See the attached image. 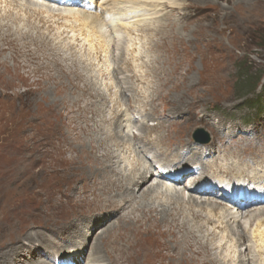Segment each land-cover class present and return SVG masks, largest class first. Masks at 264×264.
<instances>
[{
	"label": "rangeland",
	"instance_id": "rangeland-1",
	"mask_svg": "<svg viewBox=\"0 0 264 264\" xmlns=\"http://www.w3.org/2000/svg\"><path fill=\"white\" fill-rule=\"evenodd\" d=\"M2 1L0 9L4 10L6 2L11 0ZM179 1H186L187 5L192 7L191 19L184 23V26L172 27L168 34L162 28L161 42L157 38L160 42L157 45L161 44L160 50L156 51L160 57L158 63L162 60L163 63L172 65L176 71H172L170 77L158 78L144 85L140 89L142 91L134 93L135 97L141 98L140 104L154 111L156 116H165L173 110L182 112V115L189 111V116L174 129L176 131L180 128L182 135L178 139L187 138L184 145L190 144L189 141L197 130H202L210 137V144L204 145L203 152L214 154L219 149V154L223 156L233 153L236 148L245 151L251 148L252 144L258 148L264 146V91L262 92L261 88L251 92L242 91L249 87L252 80L256 82L263 78L264 83V0ZM25 3L26 0L19 3L23 5V10ZM43 3L51 5L56 16L42 18L46 26L41 28V36L37 35L36 31L33 32L36 38L24 39L19 34L11 38L4 30L5 35L0 33V256L9 253L2 261L7 260L8 264H27L22 259H16V255L20 252L24 256L33 244H47V247L54 249L51 236L47 239L45 234L48 232L44 231L47 228L61 229L72 222L77 225V229L71 228L70 233L59 230V234L68 240L79 238L82 264L89 262L90 249L95 242L99 243L106 264H114L115 259L120 258L117 248H124L127 254L133 246L135 249L132 253L143 248L149 250L155 264H173L175 256L171 255L175 245L179 246L177 241L182 236L168 233V228L159 224V212H146V217L142 216L140 211V206L150 208L161 201V206L168 208L166 200L158 199L152 202V199L143 200L138 197L141 202L133 205V208L128 210L127 206H120L121 214L114 218L113 222L116 223L109 235L104 234L105 236L101 235L104 231L100 232L103 226L87 239L85 235L88 231L81 227L83 224L80 226V222H73L78 218L74 217V213L87 209L88 213L91 209L96 208L98 211L100 208V205L82 194V188H92L91 184H95L93 181L99 176L95 173L101 163V150L95 147L101 139L99 134L93 133L83 117L85 118L86 109H90L88 113H98L96 104L93 110L91 109L93 97L101 99L103 95L98 91L89 90L91 92L79 98V92L84 91L79 85H84L81 82L85 76L93 88L96 87L104 94H109L108 89H113L112 96H107L108 99H118L121 104L127 102L131 94L122 91L116 80L122 77L116 74L121 65L119 56L124 50L125 58L131 61L134 70L142 72L140 67L150 61L149 57L143 58L145 53L141 55L147 37L141 33L140 28L131 27H128L129 31L118 29L117 33L107 28L99 29L97 34L84 31L72 18L65 17V14L60 16L59 12L63 11L61 7ZM23 10H18L17 14L25 18L27 12ZM31 20L42 25L39 17ZM149 22L152 23H145ZM164 23H168L166 18L162 21V24ZM173 60L179 61V65L173 64ZM246 74L247 77L242 78ZM147 91L155 92L154 100L149 104L142 100L147 102L150 95ZM251 100L259 103L254 106ZM184 117H179L177 121ZM175 118L177 117L175 116L174 120ZM162 122L154 129L165 127V122ZM148 124L152 125L153 121L150 120ZM148 129L145 136L149 138ZM137 132L130 123L124 128L125 134ZM153 136L158 138L156 142L161 144V138L156 132ZM222 136L224 137L221 138ZM169 137L173 139L170 133ZM81 139L90 143L94 150L91 151L88 144L79 143L78 140ZM179 145L181 146L174 148L180 149L183 144ZM208 148L210 151H207ZM82 149H86L84 154ZM123 159L120 160L121 163H126L127 157L124 156ZM120 166L119 163L117 167ZM94 175L97 178H94ZM183 178L184 185L182 183L179 187L182 192L191 182V179L184 176ZM150 179L153 180L154 176ZM152 180L151 183L156 182ZM115 183V187L120 188L118 183ZM204 187L210 186L204 183ZM185 193L187 198L191 195L187 190ZM194 197L200 202H208V205H216L221 210L229 204L233 209V204L219 201V196L198 194ZM261 208L264 206H254L249 212ZM206 215L204 213V216ZM245 221L248 222L249 219H244V224L247 223ZM219 230L221 233L216 230L217 238L213 242L207 241L210 252H204L203 255L193 254V260H182L178 264H210L211 259L216 257L223 262L226 259V264H236L233 255L228 257L223 250H230L227 239L235 241L231 238V231L238 232L239 228L230 225L229 228ZM204 232L198 231L196 236L209 237L208 233ZM33 234L44 236V240L37 237L31 242L28 237ZM203 241L201 240L202 244H206V241ZM233 245L236 247V242H233ZM56 248L61 250L60 247ZM239 249L244 251L245 247ZM15 253L16 257H10ZM69 254L68 251L64 256ZM52 256L50 252L43 256L46 263L52 262ZM127 256L123 255L125 262L122 264H130V258Z\"/></svg>",
	"mask_w": 264,
	"mask_h": 264
},
{
	"label": "bare ground",
	"instance_id": "bare-ground-1",
	"mask_svg": "<svg viewBox=\"0 0 264 264\" xmlns=\"http://www.w3.org/2000/svg\"><path fill=\"white\" fill-rule=\"evenodd\" d=\"M43 2L52 5H61L60 7L63 11H60L61 13L59 12L60 16L65 14V17L72 18V21L79 23L78 26L84 31L88 30V32L91 31V33L97 34L99 29L103 28L104 30L107 28L110 29L111 32L117 33L121 28L129 31L128 27H131L140 28L141 33L145 34L147 37L146 40H144L141 55L145 53L146 55L143 56V58L149 57L150 61L148 63L145 62L144 65L140 67V69H143L142 72L136 71V69L134 70L131 61L125 58L126 52L124 50H122L123 52L119 56L121 65L117 68L116 74L122 77L116 80L122 91L130 92L131 96L128 98L127 102L121 104L118 99H108L107 96L113 93V89H108L109 94H104L96 87L93 88L88 82V78L85 76L83 82H81L84 85H79V88L82 87L84 89L83 92H79V98H82L81 96L83 94L91 92L89 90L94 92L98 91L103 95L101 99L93 97L94 101L92 100L93 106L91 109L93 110L96 104L98 113L92 111L88 113L90 109L85 108L86 114L85 118L83 117L93 133L99 134L98 137L101 139V141L97 143L98 146H95L101 150V156H99L101 162L100 167L95 173L96 176L97 174L99 176L97 178L94 175V178H97V180H92L95 182V184H91L93 186L92 188H82V194L86 196L87 199L89 198L88 200L100 205V208L98 211L95 210L96 208L91 209L88 213V209L74 213V217L77 216L78 218L73 220V222H80L78 225L81 226V224H83L81 227L85 231H88L85 237L89 239L94 232L96 233V231L103 226L105 228L103 227V229L100 230V232L104 231L101 235L110 233L114 223H116L113 222L114 218L118 214H121L120 206H127L129 210L141 202L138 200V197L143 200L152 199V202L158 199L166 200L169 205V207L167 206L168 208L161 206V201L158 205H153L150 208L140 206V211L141 215L146 217L148 215H146V212H159V224L166 226L168 228V233H175L176 235L182 236L179 241H177L179 242V246L175 245L173 254H170L173 257L175 256L173 258V264H178L182 260H193V258H191L193 254L201 255L204 252H208L210 249L207 244L213 242L217 238L216 230L218 233H221L219 229L229 228L230 225L239 228V231H231V238L235 239V241L226 238L230 250L225 251V249L223 250L222 248L224 254L228 257H232L233 255V258L236 259V264H264V208L249 212L254 206H264V146L258 148L254 147L252 144L251 148L245 151L241 150V148H236L233 153L230 152L222 156L219 154V149L214 154L203 152L202 149L204 145L197 143L193 135L192 139L189 141L190 144L184 145V141L187 138L185 140L178 139V137L182 135L180 128L176 131L174 129L178 127L177 125L183 121L186 116H189V111L182 115V112L179 113L173 110L165 114V116L157 115L159 116V118H157L155 112L142 106L140 104L141 98L138 99L134 95L135 92L142 91L140 89L144 85L154 82L158 78L170 77L173 73L172 71H176L172 65H167L163 63L162 60L158 63L160 57L156 51L160 50L159 46L161 44L158 46L157 43H160L163 38L162 28H164L165 30L163 31H166L168 34V31L172 27L176 28L181 26L191 19L190 11L192 7L188 6L186 1L182 2L179 0H61L59 2H50L49 0H26L24 10L27 13L26 17L22 18L17 14V11L23 10V5L19 4L23 3V0H11L8 3L6 2L4 10L0 9V27L2 28L0 29V33L5 35L3 32L4 30L6 34H9L7 36H11V38H13L15 34H19L21 38L24 39L36 38L33 34V32L36 31L37 35L41 36V28L46 26L42 18H52L56 16L52 7H50L51 5H45ZM2 4L3 1L0 0V5ZM14 7H16V9H14ZM180 16L182 18L178 19ZM35 17L41 19L42 25H38L31 20V18ZM164 17L168 20L167 24H162L163 19H165ZM148 21H152V23L149 22V24H146L145 22ZM157 38L160 39V42ZM139 59L140 58H138V60ZM171 62L175 65H179V61L173 60ZM147 92L150 93L147 102L144 99L142 100L144 103L149 104V102L154 100L155 92ZM95 94L97 95V92ZM79 98L78 101H80ZM181 115L185 117L177 121L179 117H182ZM175 116L177 118L174 120ZM150 120L153 121L152 125L148 124ZM162 120L165 122V127L163 126L158 130L154 129ZM129 123L130 126L138 130L137 133L130 135L124 133V128H126ZM146 129H148L149 138L145 136ZM154 132L161 138V144L156 142L158 138L155 139L153 136ZM169 133L173 139L169 137ZM223 137L224 136L221 138ZM78 141L82 144H88L91 147V151L94 150L93 146L87 141L82 139ZM179 143L183 144L181 147L182 150L181 148L176 149L178 146H181ZM175 146L177 147L174 148ZM85 151L86 149H82V154H84ZM207 151H210V148H208ZM88 153H90V151ZM124 156L127 157V162L121 163ZM74 160H76V158ZM119 163L121 164L120 168L117 167ZM188 166H190L195 173L183 175L182 170H185ZM181 175L191 179L190 185L186 186L185 189L191 194L188 198L186 197L185 190H183V192L179 190V187L182 186V183L185 181ZM152 176H154L153 180L156 181L154 183L150 182ZM193 179H195V181ZM115 182L118 183L117 186H120V188L115 187ZM204 183L206 186L210 187L205 188ZM198 186L199 189H197ZM215 189L216 191L223 192L221 196L223 201L227 204H233V209L229 204V206L224 207V210H221L220 207L216 205H208V202H200L194 197V195L198 194L205 196L212 195V190ZM243 194L246 195L244 196V201H242L245 202V205L243 210H239V208H236V204L239 200L238 198H241ZM245 208H248V210L246 211ZM103 213L105 214L104 216L100 215ZM204 213L207 215L204 216ZM208 215H211V217H208ZM247 218L249 221H245V223H247L244 224L243 221ZM190 222H192V225H190ZM76 227L77 225L71 222L61 229L53 230L47 228L44 232H48L49 234H44L47 239L51 236V245L55 246L54 249L47 247V244H44V246L41 244V246H39L40 243H38L39 245L33 244L29 246V251H26L24 256L19 252L18 255L15 253L10 255V257L14 258L17 256L16 259H22L23 262L27 264H57V259L64 258V254L69 251L71 254L68 256L70 264H82V255H80L81 253L79 251L81 242L79 238L68 240L63 238V235L59 234L61 230L70 233L72 230L71 228L75 229ZM42 228L44 229V227ZM198 231L207 232L209 237H204L203 234L204 238L197 237L198 235L196 236V234ZM37 237L44 240V236L39 234L29 236L28 240L34 242ZM96 240L97 239H95V241ZM201 240L206 241V244H202ZM207 241L210 242L207 243ZM233 242H236V247L233 245ZM239 243H242L241 246H238ZM98 244L95 242L91 247L89 262L86 261V264H95L96 262L99 264H106V258L104 259L102 255L103 251H101ZM56 247H60L61 250H58ZM241 247H245V250H240L239 248ZM134 249L133 246L131 251ZM117 251L120 253L117 252L120 258L115 259L113 262L114 264H122L125 262L123 261L125 257H123L124 254L129 256L130 264H155L151 253L148 252L149 250L147 251L144 248L138 250L136 253L130 251L127 254V250L124 248H119V250L117 248ZM49 252L53 255L50 258L52 262L46 263L47 261L43 256L47 255ZM32 255H34V257ZM8 256L9 253L1 255L0 264H8L6 263L7 260L5 262L2 261L3 258L5 259ZM163 256L165 257V255ZM204 258L205 257H203V259ZM66 262L67 260L65 259L61 261V264H66ZM226 263H228L226 259L223 262L216 257L211 259L210 264Z\"/></svg>",
	"mask_w": 264,
	"mask_h": 264
},
{
	"label": "trees",
	"instance_id": "trees-1",
	"mask_svg": "<svg viewBox=\"0 0 264 264\" xmlns=\"http://www.w3.org/2000/svg\"><path fill=\"white\" fill-rule=\"evenodd\" d=\"M246 77H247V74L242 76V78H246ZM261 81H262V78H259L258 80H256V82H254V80H252L251 81L252 83L249 85V87H247L246 89H243L242 91H249V92L255 91L258 88V86L260 85ZM263 88H264V86H263ZM251 101H252L251 103H253L254 106L256 105V103H259V101L258 102L257 101L255 102L254 100H251Z\"/></svg>",
	"mask_w": 264,
	"mask_h": 264
},
{
	"label": "water",
	"instance_id": "water-1",
	"mask_svg": "<svg viewBox=\"0 0 264 264\" xmlns=\"http://www.w3.org/2000/svg\"><path fill=\"white\" fill-rule=\"evenodd\" d=\"M201 134H204V132L203 131H198L197 134H196L197 138H200ZM205 142L208 143L209 139L207 138V140Z\"/></svg>",
	"mask_w": 264,
	"mask_h": 264
}]
</instances>
